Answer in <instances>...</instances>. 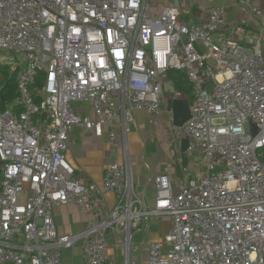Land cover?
I'll return each instance as SVG.
<instances>
[{
	"label": "built area",
	"instance_id": "2783aa9c",
	"mask_svg": "<svg viewBox=\"0 0 264 264\" xmlns=\"http://www.w3.org/2000/svg\"><path fill=\"white\" fill-rule=\"evenodd\" d=\"M152 10L148 0H0V66L16 70L19 108L0 111V264H76V246L82 264H107V232L121 235L123 264H141L132 232L163 216L169 228L145 242L144 264H264V27L238 31L241 20L223 34V3L197 23L175 7ZM9 54L15 66L2 64ZM171 69L185 73L191 104L180 127L168 107L169 131L202 170L154 176L148 204L134 192L128 120L141 111L157 122L167 99L183 97ZM41 70L36 104L29 87ZM84 101L92 116L73 107ZM73 128L120 143L122 162L110 161L99 184L65 160ZM58 204L88 214L87 226L59 233Z\"/></svg>",
	"mask_w": 264,
	"mask_h": 264
},
{
	"label": "crops",
	"instance_id": "0c3cea01",
	"mask_svg": "<svg viewBox=\"0 0 264 264\" xmlns=\"http://www.w3.org/2000/svg\"><path fill=\"white\" fill-rule=\"evenodd\" d=\"M221 3L225 5L228 17V21L222 29L223 34H231L235 28L239 27L238 24L241 20L246 21L247 24L243 29L240 27L241 29L238 31L246 32L249 30L256 32L264 27L263 0H251L252 5L260 8L262 12L256 18L251 17L248 10L240 8L236 0H165L162 6L175 7L180 12V17L183 21L197 23L207 16L206 14L211 8ZM153 8L158 11L161 9L157 6ZM182 96L180 99L186 100L189 109L191 104L190 97ZM171 106L172 99H167L161 118L154 123H150L148 116L141 111H135L128 120L126 142L134 192L148 204H152L154 199L153 177L166 173L174 180L177 175H180L183 159L186 161L184 166L189 168L188 157L194 156L184 154V157H182L179 151L180 141L173 137L169 131L167 109L168 107L171 108ZM73 107L82 114L92 116L85 101L75 102ZM174 108L177 113L181 114L186 111V104L183 102L176 103ZM163 124L168 125V138L163 143L155 144V140L151 139V132L153 133L157 128H161ZM117 131V138L120 141V128ZM167 148L174 149L175 155L171 156V159L166 153ZM121 151L120 143L114 147L107 143L106 132L98 137L81 128H73L70 131V144L64 152V157L84 182L99 184L103 171L110 161L122 162ZM197 164L199 166L194 165L196 169H190L196 176L200 175L202 170V165L199 161ZM103 199L105 210L111 209L115 200L114 195L106 193L103 195ZM53 213L57 230L61 234L69 231H78L86 227L90 218L88 214L81 212L74 204H58L54 207ZM169 225V217L163 216L153 219L145 230L142 227L133 230L131 242L132 246L136 248V253L134 252L133 254L138 257L141 264H144L146 260L145 242L161 240ZM107 241L108 248L105 251L107 264H123L121 235L107 232ZM72 253L74 254L72 262L75 261L76 257H79L74 263L82 264L79 246L74 247ZM63 258L67 263L70 262L67 257V251L63 252Z\"/></svg>",
	"mask_w": 264,
	"mask_h": 264
},
{
	"label": "trees",
	"instance_id": "16d2710c",
	"mask_svg": "<svg viewBox=\"0 0 264 264\" xmlns=\"http://www.w3.org/2000/svg\"><path fill=\"white\" fill-rule=\"evenodd\" d=\"M15 75L16 70L14 72H10L7 67L0 66V111H4L8 106H11L14 112L19 111V108L14 105V99L17 95ZM167 76L176 92L190 97L191 84L184 72L171 69L167 72ZM44 78L45 72L43 70L38 71L33 83L29 87L36 104L40 103V97L37 94V91L42 87Z\"/></svg>",
	"mask_w": 264,
	"mask_h": 264
},
{
	"label": "rangeland",
	"instance_id": "374dc122",
	"mask_svg": "<svg viewBox=\"0 0 264 264\" xmlns=\"http://www.w3.org/2000/svg\"><path fill=\"white\" fill-rule=\"evenodd\" d=\"M148 1L153 7L157 6L159 8H162L163 7L162 5H163L165 0H148ZM159 8H157V9H159ZM152 11L154 13L158 12V10H156L155 8H153ZM2 53L5 54L4 52H1V54ZM15 63H16V61H15L14 57L12 55H10V54L9 55H5V57H3V59H2V64H6V65L7 64H11L12 66H15ZM167 88H169V87L167 86ZM170 89H172V88H170ZM167 128H168V125H164L163 124L161 128H157L153 133L151 132V135H152L151 139L155 140V144L163 143L165 141V139L168 138V130H167ZM166 153L168 154V156H170V159H171V156L175 155L174 154V149H172V148H167L166 149ZM188 161H189V169H196L195 166H199L197 164V162L198 161L200 162V160H199V158L196 155L189 156L188 157ZM200 164H201V162H200ZM78 258L79 257H76L74 262H76L78 260Z\"/></svg>",
	"mask_w": 264,
	"mask_h": 264
},
{
	"label": "water",
	"instance_id": "95a60500",
	"mask_svg": "<svg viewBox=\"0 0 264 264\" xmlns=\"http://www.w3.org/2000/svg\"><path fill=\"white\" fill-rule=\"evenodd\" d=\"M182 102L184 104H186V111L184 113L180 114V113L176 112L174 106L176 103H182ZM170 110H171V114H172V124L174 126L180 127L189 118V109H188V104H187L186 100H181L180 98L172 99V106H171ZM186 148H187V140L183 138L180 140V150H179L182 157H184ZM182 164H183V166L186 164L185 159H183Z\"/></svg>",
	"mask_w": 264,
	"mask_h": 264
}]
</instances>
